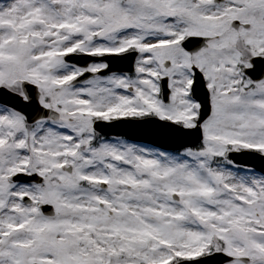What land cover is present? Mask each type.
<instances>
[{
  "label": "snow or ice",
  "instance_id": "6c2138e0",
  "mask_svg": "<svg viewBox=\"0 0 264 264\" xmlns=\"http://www.w3.org/2000/svg\"><path fill=\"white\" fill-rule=\"evenodd\" d=\"M0 264H264V0H0Z\"/></svg>",
  "mask_w": 264,
  "mask_h": 264
}]
</instances>
